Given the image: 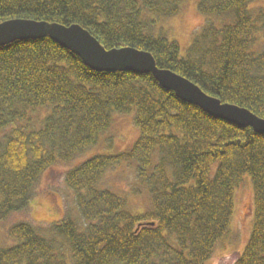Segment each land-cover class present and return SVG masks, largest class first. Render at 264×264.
Here are the masks:
<instances>
[{
	"label": "trees",
	"instance_id": "obj_1",
	"mask_svg": "<svg viewBox=\"0 0 264 264\" xmlns=\"http://www.w3.org/2000/svg\"><path fill=\"white\" fill-rule=\"evenodd\" d=\"M183 1L0 0V21L79 23L107 48L146 49L160 67L264 117V9L253 11L254 0H199L206 21L181 54L158 22ZM131 110L139 127L131 148L96 153L65 172L81 220L67 214L48 234L29 220L12 223L0 264H204L229 233L245 174L255 219L233 264H264V133L181 100L151 73L93 69L50 36L0 45V221L32 204L50 166L73 160L114 112ZM123 162H135L150 194L143 212L103 185Z\"/></svg>",
	"mask_w": 264,
	"mask_h": 264
},
{
	"label": "rangeland",
	"instance_id": "obj_2",
	"mask_svg": "<svg viewBox=\"0 0 264 264\" xmlns=\"http://www.w3.org/2000/svg\"><path fill=\"white\" fill-rule=\"evenodd\" d=\"M199 0H184L179 12L161 18L158 25L171 39L178 40L181 54H184L192 41L194 33L204 24V17L198 10ZM253 11L264 9V0L251 3ZM264 41V37L262 39ZM42 112V110H41ZM139 127L135 122V110L114 112L112 124L101 133L98 141L70 161H59L50 166L40 177L35 188L32 204L24 210L11 213L0 221V246L13 242L7 228L19 220H29L48 234L50 227L67 214L81 220L75 193L65 182V172L80 161L96 153L116 154L127 150L136 141ZM216 165H213L212 171ZM103 185L128 199V206L134 213L143 212L151 206L147 188L136 176L135 162H123L106 171ZM254 190L252 179L245 174L235 190L234 212L227 236L216 246L213 256L204 264H226L227 258L236 257L241 252L251 234L254 224ZM223 261L222 263H220Z\"/></svg>",
	"mask_w": 264,
	"mask_h": 264
},
{
	"label": "water",
	"instance_id": "obj_3",
	"mask_svg": "<svg viewBox=\"0 0 264 264\" xmlns=\"http://www.w3.org/2000/svg\"><path fill=\"white\" fill-rule=\"evenodd\" d=\"M44 36H50L80 56L84 63L93 69L151 73L164 88L174 91L181 100L198 105L214 117L242 127L251 126L255 131L264 133V117L245 106L222 101L187 76L170 68L160 67L154 55L146 49L130 45L107 48L97 36L79 23L64 24L22 17L0 21V45L16 39ZM239 255L240 252L235 258H227L224 261L226 264H233Z\"/></svg>",
	"mask_w": 264,
	"mask_h": 264
}]
</instances>
